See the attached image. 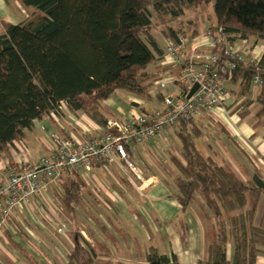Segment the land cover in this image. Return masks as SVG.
<instances>
[{
    "label": "trees",
    "instance_id": "obj_1",
    "mask_svg": "<svg viewBox=\"0 0 264 264\" xmlns=\"http://www.w3.org/2000/svg\"><path fill=\"white\" fill-rule=\"evenodd\" d=\"M205 1L20 0L27 17L19 24H5L0 34V159L10 154L15 141L26 139L35 121L61 114L62 103L105 127L109 118L103 103L119 91L148 99L156 82L164 80L163 74L175 73L163 64L166 47L156 30L167 46L182 37L191 40L203 25L216 41L227 38V43H217L212 50L221 57L238 41L264 42V0H216L214 19L203 15L197 24L182 21L188 9L202 7ZM256 77L261 79L256 98L258 129L264 127V52L259 62L240 63L233 72L232 84L237 87L233 97L244 98L239 109L252 106ZM172 88L179 92L177 86ZM204 135L205 129L195 120L181 124L177 137L182 152L173 156L177 172L171 175L183 210L196 205L209 221L210 242L199 264H258L264 250V209L259 221L263 169L246 151L254 173L245 169L240 173L228 162L219 164L206 157L198 146ZM61 179L60 197L74 218L88 188L75 173ZM73 239L68 264H102L98 251L80 231ZM13 243L35 264L24 248ZM230 244L234 245L231 256ZM142 264L182 263L176 254H161L151 245Z\"/></svg>",
    "mask_w": 264,
    "mask_h": 264
},
{
    "label": "built area",
    "instance_id": "obj_2",
    "mask_svg": "<svg viewBox=\"0 0 264 264\" xmlns=\"http://www.w3.org/2000/svg\"><path fill=\"white\" fill-rule=\"evenodd\" d=\"M217 43H227V38L222 36L216 41L213 32L203 25L198 27L191 40L182 37L176 43L169 42L163 64L175 73L159 81L153 91V98L161 97L160 104H151L140 115L108 119L102 132L87 139H79L73 134L70 138L52 134L50 142L42 138L48 153L37 161L28 156L23 142L15 141L10 147L15 167L0 159V176L6 177L5 180L0 179V229L17 210L42 201L59 178L75 173L84 180L85 174L91 173L95 164H106L114 158L124 162L136 176L140 191L150 190L156 184V178L144 177L130 158V153L135 152L136 146L161 137L169 130L179 132L183 123L201 121L208 116L213 118L217 112L225 110L233 72L240 63H257L261 58L254 53L252 59L234 47H227L221 57L212 51ZM254 83L260 86L261 79L256 77ZM196 84L198 89L188 99ZM171 86H177L179 92L168 91ZM66 107L62 103L60 110ZM50 117L55 124L64 119L62 113L51 114ZM83 122L84 125L79 127L86 133L90 132L91 126L85 120ZM97 128L100 129L99 126Z\"/></svg>",
    "mask_w": 264,
    "mask_h": 264
},
{
    "label": "crops",
    "instance_id": "obj_3",
    "mask_svg": "<svg viewBox=\"0 0 264 264\" xmlns=\"http://www.w3.org/2000/svg\"><path fill=\"white\" fill-rule=\"evenodd\" d=\"M27 15L28 13L21 4L20 0H0V34L5 31V24H19L25 17H27ZM235 48L242 52H246L247 55H249L253 59L254 53L262 56L264 52V42H259L254 45L251 41H238L235 43ZM234 87L236 90V85L232 84L231 86H228L230 95L228 96L226 105L224 107L225 110H220L213 116V118H210L208 116L201 121H197L205 129L204 139L202 140V142H198L199 149L206 157L216 161L219 164H225L226 162H228L240 173H242L243 169L247 170L250 173H254V167L250 161L251 159L261 169H263L264 173V127H259L258 129L256 128V124L258 122L256 114L259 109V104L257 103L256 98L259 92V87H254L252 95L250 97L253 100V104L248 109H245V107L239 109L240 105L244 101V98L237 101L236 98L233 97L232 93ZM168 91L176 92V89L169 88ZM127 95H129L127 103L121 102V99H119L117 94L104 101L103 106L106 113L108 114L109 119H125L131 115H140L144 111V109L151 107V104H160L161 99L160 96L159 98H153V91L151 92V90L149 91L148 99L139 98L128 92ZM245 110H247L248 114L241 115V113ZM62 115L64 119L61 120L62 122L58 124H55L54 122L53 124V120L50 116H48L50 122L48 130L49 132L50 130H52L50 133L51 135L56 134L62 138H70L73 134L79 139H87L90 136L103 131V126L97 124L84 112L73 113L66 107L62 110ZM84 120L88 123V126H91L90 132L88 133L84 132L83 129L79 127L80 125H84ZM218 125L223 126L226 129L227 133L220 130ZM98 126L100 127V129L97 128ZM208 126L211 127L210 131L212 132V134L209 133ZM49 132H47V135H49ZM176 133L177 132L173 130H169L161 137H156L145 144L136 146L135 152L130 153V158L138 166L144 177L154 176L156 178V184L146 192H142L138 189L139 181L133 173L129 175L127 179H122V183H126L131 186V188H135L140 193V195L144 196L146 200L143 201L142 205H138L136 204V202H133V206L129 205V209H122V197L116 194V192L112 188V185H114V183L116 182L120 185V188L122 190L123 185L121 184V182H119L116 175L113 174V169L114 167L119 168L121 172L128 169L125 163L121 162L118 158H114V160L110 161L109 164H106V166L95 164L90 176L98 181L101 187V192H103L105 195V199L108 200L110 204H113L114 209L119 212V214H117L113 211V209H111V207H109V209L113 211L112 213L116 217L120 216L124 218L125 220L129 221V223L131 221V218L133 220L134 217H136L134 219L138 218L137 215H143L148 222L150 229L155 228L156 230V225H153L154 223L152 224L150 222V219L155 221L160 227L164 226L165 224H176V221L184 219V226L190 228V232H195L196 236L194 239H191L189 245L182 246V240L178 232L179 237L177 238L179 240V243L178 245H176V241L173 242V245H175L176 247H173L172 245L171 252L172 254L177 255L182 264H199L200 261L204 260L206 257V248L208 245H204L205 237L202 230V227H204V225L199 221V217L195 212L196 210L194 209L197 208L198 210L199 208L196 205L191 206L193 207V210L188 214L187 210H183L182 204L177 199V189L171 177L172 174L176 175L177 169H173L170 166V164L167 162V157L163 153V151L168 152L170 157H172V160L173 156H180L182 152V146L180 143H176V146L172 140L173 135L177 136ZM228 133L231 137H229ZM41 139L42 137L39 138L40 141ZM23 143L26 146L28 156L32 160H38L41 155L38 157L39 153L37 147L34 145H30L25 140L23 141ZM243 151L247 152L246 154L250 159L245 156ZM1 159H3L1 161L9 163L10 165L12 163L15 164L14 157L11 155V153L4 155ZM0 179L4 180L5 178H1L0 176ZM99 180L104 185H102ZM83 182L87 187V182ZM55 183L52 184L51 189L47 193V195L49 194L52 196ZM47 195H45V198L48 197ZM95 196L100 200H103L102 195L100 196L99 194H95ZM78 209L76 210V213L78 212ZM263 209L264 199L259 214V221L262 216ZM130 212H132V214ZM185 214L187 215L185 216ZM15 217L18 218V216ZM191 225L193 226V228H191ZM106 227L107 231L112 236L110 239H104L103 237H101V232L96 228H93V232H91L93 235V237L91 235L92 238L84 232H81V234L91 244L92 247L96 245V242L100 244L102 243L104 244L106 249L110 251V255H100L98 257L99 262H105L104 260H106V262L111 264H129L128 260L130 259L128 257L132 256L133 259L136 258L134 245L131 244V240L133 239L130 237L129 233L122 228H119V230L115 228L114 233L118 234L117 232L120 233L122 231L120 234L121 237H123L124 241L120 237L115 239V237L113 236V230H109L112 228L108 225ZM168 227L170 232H172L174 238H176V233L173 229L172 231L170 229L172 226ZM179 227L183 228L182 226ZM136 229L139 231L137 224ZM0 234H2L1 230ZM138 234H140V236L142 237L144 236L143 232L139 231ZM93 239H96L95 243L93 242ZM98 239H100L99 242L97 241ZM13 241L16 242L15 240ZM147 242L148 240L145 239V253H142V256L145 259L148 253L147 250L150 246L147 244ZM16 243L19 244L18 242ZM111 244H115L116 249ZM117 249L118 251L121 250L123 252L127 250L129 252V256L128 254L124 255V253L117 256L113 255L112 251ZM173 251H175L176 253ZM109 256H114L115 259H110ZM138 261V259H135V261L131 264H138ZM0 263L5 264L2 261H0ZM258 264H264V250L263 254H261L258 258Z\"/></svg>",
    "mask_w": 264,
    "mask_h": 264
},
{
    "label": "rangeland",
    "instance_id": "obj_4",
    "mask_svg": "<svg viewBox=\"0 0 264 264\" xmlns=\"http://www.w3.org/2000/svg\"><path fill=\"white\" fill-rule=\"evenodd\" d=\"M215 2L216 0H206L202 7L188 9L184 17L182 18V21L187 22L193 20L195 24H197L198 21L203 20V15L209 16L211 19H214ZM155 35L160 40L162 47L165 48L167 42L158 30L155 31ZM168 77L169 76H167V74H163L162 76L163 79H167ZM158 84L159 81L156 82V85L151 89V91L156 90ZM233 89L235 90V87ZM117 95L119 99H121V102L127 103L129 95H127L126 91H119ZM49 124L50 122L48 116H45L42 120L35 121L34 127L27 132L25 141L30 145H34L37 147L39 153L38 157L40 155H45L48 153V150L46 149L44 143L40 141L39 138H45L48 142H50V133L52 130H50L49 132ZM210 128L211 127L208 126L209 133L212 134ZM47 132H49V135H47ZM203 139L204 137L200 138L198 142H202ZM172 140L176 146V143H180L177 136L173 135ZM52 146L54 147L53 143ZM163 153L167 157V162L170 164V166L173 169H176V164L172 160V157H170L168 152L163 151ZM99 164L106 166V164L109 163ZM113 172L119 182H121V184L123 185V190L116 182L114 183V185H112V188L116 192V194L122 197V209H129V205L133 206V202H136V204L138 205H142L143 201L146 200L144 196L140 195V193L135 188H131V186H129L128 184L122 183V179H127L129 175L132 174V172L128 170L121 172L119 168L115 167L113 169ZM90 175L91 173L87 175L85 174L88 189L84 190L83 203H81V206H79L78 212L75 214L74 218L71 214H68V211L63 205L62 198L60 197L63 191V180L61 178L55 181L56 183L54 182L55 186L52 196L49 194H45L48 197L45 198L44 196V199L42 201L34 202L33 205L27 209L17 210L11 216V218L7 220L4 227L2 226L0 229L2 233L0 234V261L5 264H31L22 255L16 245L14 246L13 240H15L19 243L20 247L24 248L26 253L34 259L35 264H68V257L74 249L75 245V243H73V235L75 234V232H84L89 237H91L93 228H96L101 232V237H103L104 239H110L112 236L107 231V225L112 228L109 230H113V236L115 237V239L120 237L124 241L123 237H121L120 234L122 231L120 233L117 232L118 234H116L114 233L115 228H117L118 230L119 228H122L129 233L130 237L133 239L131 240V244L134 245V252H136L135 259L139 260L138 264L145 262V258L142 256V253H145V239L148 240V245L156 247L161 254L172 255L171 247L174 241H176V245H178L179 240L177 237H179V234L182 240V246L189 245L191 239L195 238L196 233L190 232V228L184 226V219L176 221V224H165L162 227H160L155 221L150 219V222L152 224L154 223L153 225H156L157 227L155 230V228L150 229V226L148 225V222L143 215H137V219H134L136 217H134L133 220L131 218L130 223L120 216L116 217L112 212L114 211L117 214H119V212L114 209L113 204H110L108 200L105 199L104 193L101 192L100 184L97 180H95V178ZM85 179L83 181H85ZM102 185L104 184L102 183ZM95 194H99L100 196L102 195L103 200H100L95 196ZM109 207H111L113 211H111ZM194 209L196 210L195 212L199 217V221L204 225V227H202L205 237L204 245H207L210 242V239L208 240L207 237V234L209 233V221L208 219H206L205 213H203L201 210L199 211V209L197 210V208ZM192 210L193 207L190 206L187 209V214ZM130 213L132 214V212ZM187 214H185V216ZM15 216H18V218ZM136 224L139 228V231L144 233L143 237L138 234L139 231L136 229ZM168 226H172L170 229L171 231L172 229L174 230V232L176 233V238H174ZM179 226H182L183 228ZM191 228H193V226ZM95 240L93 239L94 243L96 242ZM97 241L99 242L100 239H98ZM112 246L114 248L116 247L115 244ZM173 247L176 246L173 245ZM94 248H96L101 256L110 255V251H108L102 243L100 244L96 242ZM228 249V253L231 256L234 252V245L230 244L228 246ZM120 251L121 250L118 251L117 249L112 252L115 256L122 255V253H124V255L128 254L129 256V252L127 250H125L124 252ZM109 258L115 259L114 256H109ZM128 258L130 259L128 260L129 264L135 261L132 256ZM104 261L105 262H102V264L108 263L106 262V260Z\"/></svg>",
    "mask_w": 264,
    "mask_h": 264
},
{
    "label": "water",
    "instance_id": "obj_5",
    "mask_svg": "<svg viewBox=\"0 0 264 264\" xmlns=\"http://www.w3.org/2000/svg\"><path fill=\"white\" fill-rule=\"evenodd\" d=\"M198 89V84H196L190 91L189 95H188V99H190L192 97V95L195 93V91Z\"/></svg>",
    "mask_w": 264,
    "mask_h": 264
}]
</instances>
